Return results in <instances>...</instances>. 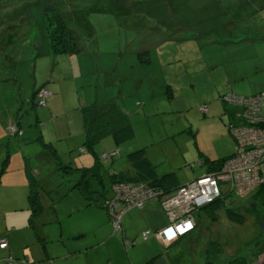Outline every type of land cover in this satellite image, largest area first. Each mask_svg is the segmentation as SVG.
Segmentation results:
<instances>
[{"label": "rangeland", "instance_id": "374dc122", "mask_svg": "<svg viewBox=\"0 0 264 264\" xmlns=\"http://www.w3.org/2000/svg\"><path fill=\"white\" fill-rule=\"evenodd\" d=\"M116 1L0 0V235H12L0 264H61L62 247L93 237L71 239V225L84 219L65 217L82 196L73 186L84 170L74 166L94 164L82 147L83 106L105 104L113 126L129 123L134 131L121 144L104 134L93 148L100 177L90 171L86 178L112 199V185L128 181L111 185L110 175L133 172L127 154L139 148L148 149L158 174L173 171L181 185L203 175L201 154L214 156V141L231 137L235 94L264 90V0ZM56 13L77 37L81 51L72 57L50 52L46 18ZM41 89L50 92L44 106ZM43 142H52L62 170ZM28 169L44 208L32 221ZM231 198L226 207L241 219L201 210L186 235H155L173 264H264V200ZM53 206L62 223L53 221ZM96 208L105 217L101 232H113L109 207ZM60 224L69 225L63 234Z\"/></svg>", "mask_w": 264, "mask_h": 264}, {"label": "built area", "instance_id": "2783aa9c", "mask_svg": "<svg viewBox=\"0 0 264 264\" xmlns=\"http://www.w3.org/2000/svg\"><path fill=\"white\" fill-rule=\"evenodd\" d=\"M49 94L44 89L38 91L39 105L46 104ZM235 95L240 111L238 119L228 126L234 143L233 153L223 159L217 168L172 191L145 182L112 185L114 197L105 200V207H109L107 210L114 232H122L121 219L125 211L156 201L167 212V225L156 235L167 241L170 237L191 232L195 226L194 211L203 205L217 198L232 200V195L244 200L264 186V90L250 96ZM227 196L230 198L226 199ZM119 206L122 208L117 210ZM142 238H147L146 233ZM7 246L6 237L1 238L0 248Z\"/></svg>", "mask_w": 264, "mask_h": 264}, {"label": "trees", "instance_id": "16d2710c", "mask_svg": "<svg viewBox=\"0 0 264 264\" xmlns=\"http://www.w3.org/2000/svg\"><path fill=\"white\" fill-rule=\"evenodd\" d=\"M111 1H114L115 4L117 3L116 0ZM156 10V7H153V12H156ZM46 33L49 49L52 55L64 53L68 55H73L81 51V48H79L76 42L77 37L74 34V31L67 26L65 20H63L60 13H56L55 15H52L51 17L48 16L46 18ZM35 94L36 91L33 92L32 96L36 97ZM107 111L108 109L107 106L105 107V104H103L102 106H99L98 104H92L85 106L81 109L84 130V140L82 143V147H84L86 151L92 153V157L94 158V164L90 168L81 167L83 168L84 173H82L79 180H77L73 186V189H77L88 203H93L95 205L102 206L103 208H105V200L107 199L106 194L103 191H98L94 189L89 179L86 178V176H89L90 171H92V173L97 176L98 181L100 177L101 165L99 157L93 151L94 145L104 134H109L113 142L116 144H121L134 137V131L132 129L131 124L122 123L120 125L113 126L112 122L115 120L114 115H110V112L108 113ZM43 146L52 156L54 161L57 163L58 169L62 170V166L64 163L61 161V158L57 153L56 149L50 143L43 142ZM127 158L132 166L134 175L130 176L125 172H119L115 173L114 175H110L111 185L116 182L128 181L145 182L150 186L161 187L165 190H169L171 188L170 185L173 184L172 182L175 180L174 174L166 173L158 175L155 170V166L150 162V160L146 156L145 148H139L137 150L129 152L127 154ZM218 161L219 159H206L204 155L201 154V162L202 164L206 165L207 172L209 170L215 169L223 160H221L220 163ZM64 166H66V169L71 168L67 165ZM67 173H70V170L67 171ZM27 178L29 181V191L27 195L29 204V220L32 221L36 216L41 215L43 213L44 208L40 200L41 197L38 193L39 180L35 178L34 173L29 169L27 170ZM172 186V188L175 189L179 185L173 184ZM174 189H171L170 191ZM252 196L256 200H264V186L259 187L251 195V197ZM227 201L229 202V200ZM227 201L225 200V198H217L211 203L198 208L195 215H197V213L201 210L204 211L211 209L214 211L215 215L217 212H224L229 220H236V217H239V219H241V216L237 211H232L231 208L226 207V204L228 203ZM229 205L231 206L230 203ZM129 244H125V246H128ZM132 244H134V242ZM238 262L239 264H241L242 261ZM238 262L236 263L235 261H229L227 262V264H238Z\"/></svg>", "mask_w": 264, "mask_h": 264}, {"label": "crops", "instance_id": "0c3cea01", "mask_svg": "<svg viewBox=\"0 0 264 264\" xmlns=\"http://www.w3.org/2000/svg\"><path fill=\"white\" fill-rule=\"evenodd\" d=\"M70 57H72V55H70ZM82 108H80V112ZM47 143H50L54 147L52 142ZM145 149L147 158L151 163H153L151 154H149L147 148ZM232 151V138L230 136H223L214 141V156L204 155V157L209 160H217L230 155ZM200 164L205 168L204 173L207 172L206 165L202 164V162H200ZM74 167L79 168L84 166ZM125 173L130 176L134 175V171ZM166 173H173L175 180L172 183L180 185L175 172H164L161 174H158L157 172L158 175ZM195 177H198V175L193 178ZM173 184L170 185L171 188L169 190L174 189L172 188ZM79 198L81 199H75L76 203L74 204L70 202L71 209L65 214V217L67 218L71 214V216L75 217L78 215L80 218L84 219L82 221H76L79 220V218H77L74 224L71 225V228L76 233L75 237L74 234L70 235L72 236L71 239L74 238L79 240L81 238H85L88 234L93 235V237L86 240L84 244L78 242L70 248L67 246L62 247L63 250L58 256L61 264H70L67 262L69 258L75 260L76 262H82L78 264H173L170 256V248L155 236L156 231L163 229L167 225L166 215L156 201H150L141 208L133 207L125 211L122 214L121 219L123 232L120 236H118L114 233V231L110 233V230L101 232L105 229L102 224L104 223L103 218L105 219V217L103 212L98 210L96 207L101 208L102 206L88 203L82 196ZM121 208L122 207L119 206L117 210H120ZM52 209L55 214L53 221L56 220L58 223H62L57 215L56 206H53ZM92 215L101 216L100 221H97L96 223L94 218L91 219L89 217ZM60 226L61 234H63V229H65V227H63L62 224H60ZM67 227L65 230H68ZM143 233H146V239L142 238ZM6 234L7 235L3 236L7 238L8 246L6 248L10 247V244L12 247V235L9 236V232ZM3 237L0 235V239ZM124 240L130 242V244L125 246ZM133 242L134 244H132ZM6 248L0 249V251H5Z\"/></svg>", "mask_w": 264, "mask_h": 264}, {"label": "water", "instance_id": "95a60500", "mask_svg": "<svg viewBox=\"0 0 264 264\" xmlns=\"http://www.w3.org/2000/svg\"><path fill=\"white\" fill-rule=\"evenodd\" d=\"M249 206H250L252 209L255 208L254 204H252L251 202L249 203ZM260 227H261V229H264V221H262V222L260 223ZM208 264H209V263H208Z\"/></svg>", "mask_w": 264, "mask_h": 264}]
</instances>
